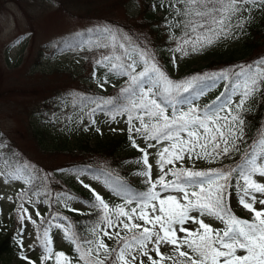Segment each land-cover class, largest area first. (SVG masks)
Returning a JSON list of instances; mask_svg holds the SVG:
<instances>
[{"label": "snow or ice", "instance_id": "6c2138e0", "mask_svg": "<svg viewBox=\"0 0 264 264\" xmlns=\"http://www.w3.org/2000/svg\"><path fill=\"white\" fill-rule=\"evenodd\" d=\"M177 3L182 5L175 14L182 18L178 24L182 25L183 36L176 51L187 55L189 46L191 51H199L221 36L230 35L233 28L243 27L246 20L243 13L251 11L247 6L264 5V0H177ZM91 31L106 37L103 43L92 46L107 48L110 53L97 59L96 65L105 68L108 74L127 79L117 97L81 99L95 105L88 113L92 124L98 111L105 112L113 121L126 116L132 146L142 153L139 162L143 168L137 175L145 177L147 189L133 193L120 185L116 194L124 202L110 206L95 188L81 180L91 192L92 207L98 213L97 222L86 236H81L70 222L53 224L45 220L39 208H35V214L44 223L37 225L25 202L35 206L54 198L70 211H79L70 207L74 197L67 193L53 197L44 179L38 182V170L31 165L9 164L10 170L0 171V175L27 185L17 193V214L22 228L25 220L37 225L41 260L44 264L50 261L73 264L64 251L54 250L55 227L74 246L77 264H264V182L256 179L264 178V159L258 160L255 154L258 148L264 157V133L251 146V158L249 151L244 152V164L207 170L183 166L185 157L214 163L240 151L239 144L244 138L241 113L245 103L264 87V58L240 66L239 71L174 80L160 67L154 54L118 30L103 26ZM219 81L226 82L225 92L211 104L200 107L181 99L184 93L204 96ZM108 82L107 75L97 79L101 89ZM234 96L240 97L239 102H234ZM184 104L186 108L179 106ZM133 133L146 142L144 148L136 143ZM158 145H162L156 152L159 173L153 179L147 149ZM177 163L181 167H176ZM80 174L77 173L78 178ZM40 196L46 199L38 200ZM233 198L250 218H240L234 213ZM205 216L214 217L223 227L213 228L205 222ZM192 224L197 227L186 226ZM105 237L114 241L112 247ZM18 242L23 249L22 234ZM163 245L171 251L162 252ZM21 259L36 264L23 253Z\"/></svg>", "mask_w": 264, "mask_h": 264}, {"label": "rangeland", "instance_id": "374dc122", "mask_svg": "<svg viewBox=\"0 0 264 264\" xmlns=\"http://www.w3.org/2000/svg\"><path fill=\"white\" fill-rule=\"evenodd\" d=\"M247 7H251V11L243 13V16L246 17L243 27L233 28L230 35L221 36L214 43L199 51H191L189 46L188 54L183 55L180 51H176L177 43L183 36L182 25L178 24L182 18L175 14L176 9L182 8L177 0H0V135L5 137L8 145L14 146L18 154L21 152L24 154L21 159L25 163L32 167L38 162L47 164L49 169L42 179L53 197L67 193L61 191V184L65 186L77 185L80 189L90 192L80 183L83 180L84 184L95 188L110 206L122 204L123 197L117 195L112 188L109 189L104 180L95 179V176L87 173H81L78 178L77 172H74L73 168L62 167L63 162L70 159L67 154H59L56 156L57 158L45 159L32 149L33 139L28 128L32 125L36 128L52 125L55 127L52 130H56L60 136H69L74 145L87 144L92 149H98L116 144L117 154L127 157L124 163L131 169L130 180L136 183L138 188L142 186L147 188L144 183L145 177L137 175L143 168L142 163L139 162L142 153L132 146L126 116L117 117L113 121L109 115L98 111L94 116L95 124H92L88 113L95 105L89 104L86 107L76 108L73 106L74 103L70 102L69 96L66 97V95H60L63 99L66 97L61 101H59L60 96L56 97L58 103L55 108L41 106L42 103L38 102L46 99L47 95L51 93L46 89L56 81H66L68 77L73 79L74 84L91 87L98 93H107L113 97L115 92L120 91L124 86L127 79L108 74L105 68L96 65V60L102 55L110 54L107 48L92 46L96 42L103 43L105 41L106 37L100 32L96 31L98 32L97 36L81 42L79 48L64 53L54 52L58 40L73 34L80 35L93 29L109 26L118 30L120 34L137 45V39L147 42L148 26L159 23L158 20L148 21L143 17V10L147 8L150 14L154 13L155 18H160L159 32L163 36V40H166V43H157L151 34L152 40L148 42L151 46L150 52L154 54L156 61L170 78L182 80V78L196 75L186 74L185 71L189 68L201 69L215 59L229 56L239 58L248 51L246 45L252 41L248 39L250 31L248 25L259 21L264 13V5L258 3L255 6ZM140 20L144 22L145 26L140 28L134 26L132 31H128L122 24ZM250 34L255 35L254 43L258 40L257 45L260 48L256 51L253 49L243 59L255 62L264 58V34L255 33L253 30L250 31ZM206 67V70L211 73L226 69L220 64ZM93 72L96 73L95 78ZM106 75L109 82L101 89L97 84V79H102ZM36 83L39 84V88L35 87ZM60 87L62 86L57 85L54 91L57 92ZM25 88L30 90L27 91L30 92L29 94L20 91ZM221 89L222 82H219L204 96H199L191 102L200 107L211 104ZM82 90L78 96L80 98L88 92L86 89ZM239 99V96L233 97L234 102H239ZM261 100L262 95L258 91L245 103L241 115L246 110L257 106ZM179 106L186 108L187 104ZM170 112L171 110H169V114ZM97 128L100 129L99 132H97ZM132 135L141 148L146 146L142 137L136 136L135 133ZM72 142L71 145H73ZM152 143L156 142L152 141ZM159 147L162 145L147 149L150 153L149 163L153 165V179H156L159 173L156 165V152ZM67 150L69 149L67 148ZM74 150L76 151V147ZM236 153L214 163H209L207 160L190 161L185 157L183 166L191 168L194 165L197 170L225 167L227 161L235 157ZM18 154L15 153L20 156ZM255 154L258 160L264 159L258 148ZM176 167H181V164L177 163ZM0 171H4V164L1 162ZM256 179L259 182H264V178L257 176ZM25 186L27 185L22 181L8 180L5 176L0 175V232L11 230L19 239L21 234L23 236V249L19 245L11 254L8 252L3 254L10 264H27L21 259L22 253L29 256L36 264H44L41 260L42 249L37 240V225L43 224L44 221L36 216L35 208H39L45 220H50L51 217L53 224L59 222L66 225L71 222V217L91 213L94 208L85 200L74 196H72L74 199L70 201V207L79 211H70L64 207L62 202H57L54 198L49 199L47 203H36L35 206L25 202V207L31 212L32 218L37 220V225L25 220V227L22 228L17 214L19 202L17 193ZM37 199L45 200L46 197L40 196ZM231 204L237 216L245 219L250 218L246 210L237 207L234 198L231 200ZM257 206L259 207V205ZM193 215L197 214L193 213ZM53 216H57L58 219L52 220ZM63 217H67L68 220H63ZM203 219L213 228L223 227L214 217L205 216ZM186 226L197 227L194 224ZM52 237L54 250L64 251L72 259L73 264H77V253L74 246L64 238L62 230L53 227ZM104 239L109 247L113 246L114 241L108 240L107 237ZM161 251L170 252L171 248L163 245ZM48 264H52V262L50 261Z\"/></svg>", "mask_w": 264, "mask_h": 264}, {"label": "trees", "instance_id": "16d2710c", "mask_svg": "<svg viewBox=\"0 0 264 264\" xmlns=\"http://www.w3.org/2000/svg\"><path fill=\"white\" fill-rule=\"evenodd\" d=\"M144 14L143 17L148 21L158 20L159 23L153 24L151 26H148L147 28V42H141V40H138V45L147 48L148 51H150L151 46L148 42H151V34L154 36V40H156L157 43H166V40H163V36L159 32L158 25H161L160 18H155L154 13L150 14L148 9L143 10ZM124 27L128 31H132L134 26H138V28L145 26L143 21H130L128 23H122ZM249 30H253L255 33H262L264 34V13L261 15L259 21L257 23H253L248 25ZM248 35V39H251L252 41L246 45L248 48V51L243 54L239 58H234V56L225 57L222 59H215L214 61H210L207 65H204L201 69H191L189 68L186 74H196V75H205V74H211L209 72L206 66H215L216 64L223 65L226 67L225 70H236L239 71L240 66H247L248 64H252L250 61H246L243 58L250 54V52L253 51V49L256 51L260 47H258V40H256L254 43L255 35L250 34ZM97 32H84L83 34L77 35L73 34L68 37H65L64 39H60V45L57 48V50H68V49H76L78 45H80L81 41L88 40L91 37L95 36ZM144 36V34H143ZM145 48V49H146ZM223 60V61H222ZM220 61V62H219ZM224 70V71H225ZM221 70H218L220 72ZM216 73V72H213ZM183 79V78H182ZM235 79V78H233ZM73 79L67 78L66 81H56L50 88L46 89L50 94L47 95L46 99L42 101H38L41 104V106H46L48 108L56 107V97L60 92H67L68 90L72 102L74 103L75 107H81L83 105H87L90 103L84 102L80 97H78L81 91L80 89H86L88 92L86 95L82 97H113L108 96L104 94H99L98 91L93 90L91 88H85L84 86H81L79 84H74ZM222 82V89L219 91L218 95L212 100H216L217 97H220L222 93L225 92L226 82ZM217 82L216 85L219 83ZM211 83V81H209ZM61 85L62 87L58 88L57 92L54 91V88L56 85ZM215 85V86H216ZM36 88H39V84H35ZM60 89V90H59ZM26 90V91H25ZM21 89L20 91H24L27 94H29L30 91L28 88ZM32 91V90H31ZM67 92V93H68ZM23 94V92H21ZM119 94V91L115 94L114 97H117ZM260 94L262 95V100L259 102L257 106L254 108L246 110L242 116L244 120V138L243 142L240 143V151H238L235 154V157L232 159H229L227 161L226 166H236L237 164H244V152L249 151L250 158H251V146L258 140L261 133H264V87L261 88ZM198 96H195L194 93H184L181 96V99H186L188 101L192 99H196ZM55 110V109H54ZM28 127L30 129V135L32 136L33 142H32V149L38 152L40 155H42L45 159L48 158H57V155H63L67 154L69 156V160H65L63 162V166L73 168L75 171L78 172H92L96 176L102 178L105 180V182L110 186L116 193L119 189L120 185H125L128 187L133 193L144 191L147 188L141 187L138 188L136 186V183L132 182L130 180V173L131 169L126 167V164L124 163L125 160H127V157L120 156L117 154V151L115 149L116 144H112L109 146H106L104 148H98V149H92L87 144L81 145H74V143L70 140V137L67 136H60L56 130H52V128H55L52 125L43 126L42 128H36ZM4 137H0V144L3 143ZM71 142L73 145H71ZM76 147V151L74 148ZM67 148L69 150H67ZM17 149V148H16ZM18 150V149H17ZM15 153L18 154V152L15 150L13 145H8L5 143L4 145L0 146V160L6 164L5 170L8 169V165H14V166H20V165H29L24 162L23 159H21V156L24 155L22 152L19 153L17 156ZM47 164L38 162L36 163L33 168L38 170L39 176L38 179H41L45 172L48 170ZM62 186H65L61 184ZM67 190H69V194L79 196L87 200L89 203L93 204V197L90 193L86 194L85 191L79 189V187L72 188L65 186ZM235 187V185H234ZM98 220V213L97 211L91 212L90 214H82L78 215L75 218L72 219V223L74 226V230L79 233L81 236H86L85 230H89L91 226H93ZM15 234L11 230H5L3 232H0V264H10L8 259L3 254L4 252H8V254H11L17 247L16 241H15Z\"/></svg>", "mask_w": 264, "mask_h": 264}]
</instances>
